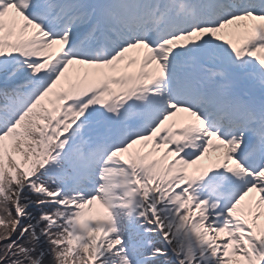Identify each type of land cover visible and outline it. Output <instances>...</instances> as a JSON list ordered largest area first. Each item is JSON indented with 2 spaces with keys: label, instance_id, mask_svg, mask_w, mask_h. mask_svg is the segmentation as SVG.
<instances>
[{
  "label": "snow or ice",
  "instance_id": "6c2138e0",
  "mask_svg": "<svg viewBox=\"0 0 264 264\" xmlns=\"http://www.w3.org/2000/svg\"><path fill=\"white\" fill-rule=\"evenodd\" d=\"M0 264H264V0H0Z\"/></svg>",
  "mask_w": 264,
  "mask_h": 264
}]
</instances>
